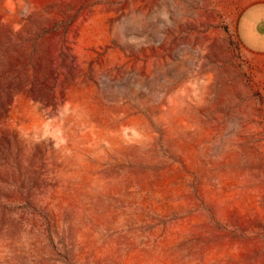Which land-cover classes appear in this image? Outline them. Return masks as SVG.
Returning <instances> with one entry per match:
<instances>
[{
    "label": "rangeland",
    "instance_id": "374dc122",
    "mask_svg": "<svg viewBox=\"0 0 264 264\" xmlns=\"http://www.w3.org/2000/svg\"><path fill=\"white\" fill-rule=\"evenodd\" d=\"M241 1L0 0V264H264Z\"/></svg>",
    "mask_w": 264,
    "mask_h": 264
},
{
    "label": "crops",
    "instance_id": "0c3cea01",
    "mask_svg": "<svg viewBox=\"0 0 264 264\" xmlns=\"http://www.w3.org/2000/svg\"><path fill=\"white\" fill-rule=\"evenodd\" d=\"M232 32L238 46L246 55L264 61V0H242L233 18ZM253 74L254 79L262 78L261 84L264 85V68L255 70ZM250 84L252 83L237 82L238 88L241 85L244 88L246 86L247 95L252 93ZM250 108H264V106Z\"/></svg>",
    "mask_w": 264,
    "mask_h": 264
}]
</instances>
